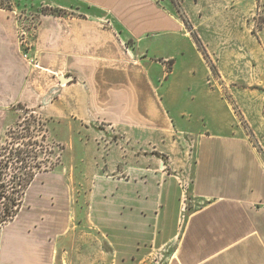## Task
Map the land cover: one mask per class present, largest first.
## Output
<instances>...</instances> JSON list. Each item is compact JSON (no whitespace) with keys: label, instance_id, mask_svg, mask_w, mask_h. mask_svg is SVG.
<instances>
[{"label":"crops","instance_id":"crops-1","mask_svg":"<svg viewBox=\"0 0 264 264\" xmlns=\"http://www.w3.org/2000/svg\"><path fill=\"white\" fill-rule=\"evenodd\" d=\"M163 1L0 8V142L26 108L68 154L0 228V264H264V124L239 122L242 52L195 39Z\"/></svg>","mask_w":264,"mask_h":264},{"label":"rangeland","instance_id":"rangeland-1","mask_svg":"<svg viewBox=\"0 0 264 264\" xmlns=\"http://www.w3.org/2000/svg\"><path fill=\"white\" fill-rule=\"evenodd\" d=\"M163 3L182 22L183 31L190 32L195 39L198 33L207 34L211 38L216 51H218L217 48L222 47L223 43L226 48L231 47L230 50L224 49L225 52L230 51V55L238 53V49L241 50L242 119L239 118V122L244 127L247 126L244 116L246 112L252 118V122L260 124L259 121L263 120L264 124V99L259 96L261 92L258 90L259 85H257L259 81L264 80V0H164ZM0 8L15 11L17 14L32 11L31 8H26L21 0H0ZM41 10L44 13L50 12L45 7ZM201 49L203 50V47ZM153 50L151 51V56L154 54ZM157 56L161 58L160 55ZM163 58L164 53L160 60ZM216 74L217 71L215 69L214 75L216 76ZM251 85L257 90H250ZM226 91L227 89H225V93L228 92ZM253 93L254 95H252ZM226 98L238 114L240 112L239 105L231 95H227ZM19 113L20 117L17 123L8 129V131L12 130L15 132L12 138H8L9 142L13 138H17L20 133L23 135L31 133L34 138L27 137L24 139L25 143L28 144L25 148L28 151L34 150V152L36 149V154L38 155L36 161L42 166L40 172L52 171L60 166L62 167L63 158H68L66 147L61 143H57L56 139L48 138V133L45 129L46 123L40 120L37 115L30 113L26 108H23ZM24 126L26 128L30 127V132L24 130ZM262 134V140L264 141V132ZM6 139L7 132L0 142V148L2 146L5 147ZM36 141L39 143V147L33 144ZM30 144L33 145L31 146ZM126 148L124 149L125 151ZM128 149L131 151V148ZM3 153L0 150V158ZM33 156L34 154L30 155L31 160L34 158ZM74 158L75 163L73 166L77 171L80 168L83 170L85 168L87 170L96 169V166L91 163L80 164L79 155L74 154ZM128 160L129 158L125 156V159L121 161V169L125 168ZM166 171L171 173V168L168 167ZM13 179V174L7 171L0 178V183L5 182V185H9ZM8 194H10V190ZM4 203V199L0 200V215L2 216L5 209ZM2 216H0V219Z\"/></svg>","mask_w":264,"mask_h":264},{"label":"trees","instance_id":"trees-1","mask_svg":"<svg viewBox=\"0 0 264 264\" xmlns=\"http://www.w3.org/2000/svg\"><path fill=\"white\" fill-rule=\"evenodd\" d=\"M41 122V121H40ZM38 122V124H40ZM24 130L30 132V127ZM15 135L14 131H7V139L5 141V147L2 146L0 150L4 152L0 158V178L3 177L7 171L13 174V180L9 185H5V182L0 183V200H5V209L3 216L0 219V228L13 220L22 207L23 197L25 195L28 186L34 180L36 174L41 171V165L36 161L38 155L34 150L28 151L25 147L28 144L25 143L24 139L27 137H33V134L27 135L19 134L17 138H13L9 142L8 138H12ZM14 141V142H13ZM17 142V143H16ZM16 143V145H15ZM15 148H14V145ZM39 147V143L36 141L33 143ZM33 144H30L31 146ZM42 147V146H40ZM34 154V158L31 160L30 155ZM13 182V183H12ZM6 189V191H5ZM10 190V194H8Z\"/></svg>","mask_w":264,"mask_h":264},{"label":"built area","instance_id":"built-area-1","mask_svg":"<svg viewBox=\"0 0 264 264\" xmlns=\"http://www.w3.org/2000/svg\"><path fill=\"white\" fill-rule=\"evenodd\" d=\"M21 36L23 37V36H24V33H22ZM21 43H22V45H27V42H26L25 38L22 39V42H21ZM24 57L27 58V59L29 58V57H28V54H25ZM15 217H16V216H15ZM15 217H14V218H15Z\"/></svg>","mask_w":264,"mask_h":264}]
</instances>
